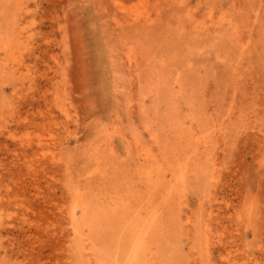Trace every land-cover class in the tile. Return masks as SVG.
Segmentation results:
<instances>
[{
  "label": "rangeland",
  "instance_id": "obj_1",
  "mask_svg": "<svg viewBox=\"0 0 264 264\" xmlns=\"http://www.w3.org/2000/svg\"><path fill=\"white\" fill-rule=\"evenodd\" d=\"M0 9V264H84L65 185L96 167L144 193L141 170L185 174L142 264H264V0Z\"/></svg>",
  "mask_w": 264,
  "mask_h": 264
},
{
  "label": "bare ground",
  "instance_id": "obj_2",
  "mask_svg": "<svg viewBox=\"0 0 264 264\" xmlns=\"http://www.w3.org/2000/svg\"><path fill=\"white\" fill-rule=\"evenodd\" d=\"M133 12L135 16V11ZM1 19H2V16H1ZM4 47L6 46L3 45V48ZM68 118L69 116L66 117V119ZM38 145L40 146L39 143ZM150 160L156 163L155 158H150ZM153 168H150L148 170L144 169L140 171V179H141L140 182H142L143 185L145 186V189H147L146 193H144V191L139 189L141 187L136 189L135 187L129 186V184L125 183L124 180H121L118 183H116L115 180L111 182L110 179H108L109 176L106 173H102V171L98 170L97 167L93 171V173L99 172L98 173L99 180H101V182L103 181L102 183L106 182L105 184H102L104 185L102 186V188L96 185H94L95 187H92L91 184L90 185L88 184V186L84 188H80L78 186L76 187L72 186L71 183H67L65 185L67 194L70 199L69 205H68L69 208H67L66 210L67 211L66 217L68 220L67 224H69L70 226L69 227L70 233L68 234L70 238H67L66 243H67V246H70L71 237L73 236V237L78 238V241L80 244L79 245L80 251L79 253L78 252L77 253L78 255L80 254V255H83V257H85L84 264H142L143 262L142 258L145 259L146 255L144 254L146 250L150 247L149 245H150L151 238H153L155 233L159 234V232L157 231L159 230V227H160L158 224V221L160 219V214L158 213H160V210L162 211L163 206L161 205H160L161 207L158 206V208H162V209H159V211L154 210L156 207V201H155L156 196L160 195L161 190L162 192H165V195L163 194L164 196L163 204H165V208L169 209L168 208L169 204L172 203L173 205V203H175L173 202L174 200L171 202L172 200L171 197L173 194L174 187L184 186L187 184V179L186 177H184L185 174L179 176L177 179H174V180L169 179V181H166V182L160 181L157 177L158 170L155 171L158 167H155L156 169H153ZM161 172L163 173V171ZM124 184H126L127 186H125ZM132 188H134L135 190H133ZM180 205L181 204H179L178 206ZM174 206L175 204L171 206L170 208ZM77 209L79 210L78 213L80 212V218H76L77 216H76L75 211ZM171 211L177 212V210H171ZM165 212L166 211H163V214ZM176 214L178 215V213ZM206 214H207V211H206ZM183 220H187V218ZM188 223L190 224V222ZM157 224H158V228L156 226ZM203 228L205 229V226ZM207 228L208 227H206V229ZM162 234L164 235V232ZM151 250L153 252V249ZM163 257L164 256H161L162 260H163ZM152 258L151 260H153ZM80 262H83V261H80ZM165 262H167V260H165ZM147 264H154V263L150 261V262H147Z\"/></svg>",
  "mask_w": 264,
  "mask_h": 264
}]
</instances>
